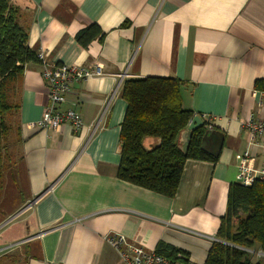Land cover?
<instances>
[{
    "label": "crops",
    "instance_id": "obj_1",
    "mask_svg": "<svg viewBox=\"0 0 264 264\" xmlns=\"http://www.w3.org/2000/svg\"><path fill=\"white\" fill-rule=\"evenodd\" d=\"M9 2L29 48L43 51L49 66L101 64L104 75L73 85L61 107L82 116V133L68 124L58 131L30 126L48 104L39 61L27 64L13 86L19 112L11 132L28 189L21 205L28 208L22 238L7 236L0 245V264H124L105 240L114 233L147 251L162 243L205 264L237 184L247 146L242 124L264 116V0ZM93 24L104 38L84 49L75 36ZM148 77L181 81L183 107L194 117L212 116L223 138L217 161L185 163L174 198L117 177L127 110L122 87ZM157 143L147 140L146 147Z\"/></svg>",
    "mask_w": 264,
    "mask_h": 264
},
{
    "label": "trees",
    "instance_id": "obj_2",
    "mask_svg": "<svg viewBox=\"0 0 264 264\" xmlns=\"http://www.w3.org/2000/svg\"><path fill=\"white\" fill-rule=\"evenodd\" d=\"M103 38L104 33L95 24L75 36L84 49ZM27 43L28 32L19 24L16 9L9 0H0V199L7 176L14 177L16 165L22 161L12 162L15 154L8 138L11 120L19 112L18 104L11 102L13 86L22 78L27 64L39 61ZM182 87L177 79L148 77L125 81L121 91L127 110L121 126L117 177L167 198L176 196L188 160L217 161L201 149L205 129L193 134L187 153L180 148V135L194 118V113L183 107ZM150 139L160 143L147 149ZM217 239L205 264H264L262 259L254 261L250 252L264 254V182L249 188L231 186ZM155 251L172 261L181 253L187 258L184 252L162 243Z\"/></svg>",
    "mask_w": 264,
    "mask_h": 264
},
{
    "label": "built area",
    "instance_id": "obj_3",
    "mask_svg": "<svg viewBox=\"0 0 264 264\" xmlns=\"http://www.w3.org/2000/svg\"><path fill=\"white\" fill-rule=\"evenodd\" d=\"M37 59L42 64L43 79L48 87V104L45 107L42 118L31 123V127L42 131H58L63 125L72 126L76 133H82L85 125L82 116L71 109L63 110L73 85L104 75L103 66L96 64L90 67L78 65L49 66L46 54L41 51ZM260 105H262L260 103ZM205 128L213 131L214 118L210 115H200ZM97 126L94 130H97ZM241 129L247 135V146L242 153L236 176L237 184L249 188L259 181L264 182V116L250 115L244 121ZM261 152L262 154H257ZM261 160L260 166H256L257 160ZM12 218V219H11ZM2 227L15 220L11 217ZM105 240L118 252L124 264H196L191 260H184L177 255V260H170L159 255L156 251H147L142 246L130 243L126 236L114 233L105 237Z\"/></svg>",
    "mask_w": 264,
    "mask_h": 264
},
{
    "label": "rangeland",
    "instance_id": "obj_4",
    "mask_svg": "<svg viewBox=\"0 0 264 264\" xmlns=\"http://www.w3.org/2000/svg\"><path fill=\"white\" fill-rule=\"evenodd\" d=\"M12 122L13 120L11 123ZM14 135L15 132H11L8 141L11 144V153L15 154L12 162L17 164L20 158L17 145L14 143L16 141ZM15 169L16 173L14 177L9 175L6 178L5 189L2 194V198L0 199V213L2 214H0V237L3 235V237L0 239V245L8 243L7 239L5 238L7 236H11V242H14L13 239L19 240L22 238L25 230V225L23 223L25 216H21V214L28 208V206L24 207L21 204L25 202V198L28 196V189L25 177L22 172V163L20 161L19 164L16 165ZM11 217L15 218V220L5 227H2L3 224L6 223ZM15 249L16 247H11V252L15 251ZM250 252L253 254L254 261L261 259L264 261V254L262 252Z\"/></svg>",
    "mask_w": 264,
    "mask_h": 264
},
{
    "label": "water",
    "instance_id": "obj_5",
    "mask_svg": "<svg viewBox=\"0 0 264 264\" xmlns=\"http://www.w3.org/2000/svg\"><path fill=\"white\" fill-rule=\"evenodd\" d=\"M200 129H205V124L199 116H195L191 120L188 128L184 132H182L180 135L181 137V140L179 139L180 148L184 153L188 152L193 134ZM158 142L160 143V141ZM210 142L215 143V148L211 151H210V145H209ZM222 146H223V138L221 137L220 133L216 131L205 130L204 135L201 140L202 151L210 154L211 156L215 158H218L222 150Z\"/></svg>",
    "mask_w": 264,
    "mask_h": 264
}]
</instances>
